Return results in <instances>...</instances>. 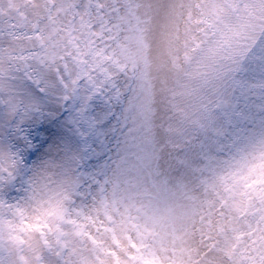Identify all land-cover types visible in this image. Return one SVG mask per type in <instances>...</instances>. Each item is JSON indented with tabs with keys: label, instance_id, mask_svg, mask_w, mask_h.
Here are the masks:
<instances>
[{
	"label": "rangeland",
	"instance_id": "obj_1",
	"mask_svg": "<svg viewBox=\"0 0 264 264\" xmlns=\"http://www.w3.org/2000/svg\"><path fill=\"white\" fill-rule=\"evenodd\" d=\"M87 2L0 0V264H62L61 255L74 264H98L99 260L111 264L107 252L119 251L112 233L104 231L109 222L102 209L99 216L93 214L88 220L73 214V223L49 217L43 230H37L42 218L36 215L31 199L33 190L39 194L44 184L51 193L60 189L61 182L72 175L70 171L68 177L64 175L72 165L63 149L74 153L85 148V142L75 131L72 105L57 107V101L40 97L45 115L32 119L35 90L26 74L36 41L29 37L35 19L47 15L45 3H63L70 8ZM99 2L111 4L114 0ZM120 3L130 6L125 15L131 13L133 24L136 17L145 18L147 11L138 5H153L148 63L145 67L141 60L139 72L147 81L161 149L158 179L166 182L165 195L180 217L178 227L183 229L182 238L169 242L161 255L174 257L176 264H258L264 251L260 240L264 236V169L240 174L234 165L241 156L264 146V50L257 48L242 62L236 60L241 50L259 37L264 24V14L256 7L260 0ZM156 6L164 7L157 11ZM71 20V11L61 13L59 20L53 14L43 27ZM220 21L236 29L230 50L214 62L195 59L193 38L203 46V41L214 38L212 26ZM132 76L129 66L126 74L116 77L124 93L119 100L106 88L93 105L101 127L98 139L87 141L93 152L85 158L82 171H97L109 155L115 159L119 133L113 135L112 129L127 106L129 86L137 88ZM105 98L111 103L103 101ZM47 109L52 110L50 114ZM44 129H53L58 135L50 139ZM29 131L35 144L30 151ZM45 141L49 143L32 157L31 151ZM49 160L63 167L51 168L45 163ZM73 200L75 213L82 201L78 197ZM253 201L256 210H250ZM193 213L199 214L193 217ZM193 219L195 227L191 226Z\"/></svg>",
	"mask_w": 264,
	"mask_h": 264
},
{
	"label": "snow or ice",
	"instance_id": "obj_2",
	"mask_svg": "<svg viewBox=\"0 0 264 264\" xmlns=\"http://www.w3.org/2000/svg\"><path fill=\"white\" fill-rule=\"evenodd\" d=\"M129 7L122 5L120 0H114L111 4L88 0L86 4H73L70 8L63 3H45L47 15L35 19L33 35L29 37L36 41L31 51L34 59L26 74L30 86L35 90L32 119L45 115L46 108L40 97L57 101V107L60 104L72 105L75 131L85 142V148L74 153L63 149L72 165L64 175L68 177L69 171L72 175L61 182L59 190L51 193L47 191V184L40 188L39 194L33 190L31 199L36 205L35 213L42 218L36 227L43 230L42 224L49 217L53 221L66 219L73 223L72 215L75 214L77 219L83 217L88 220L93 214L99 216L102 209L104 219L109 222L104 231L112 233L111 239L119 249L107 252L112 258L111 264H157V259L159 264H176L174 257L161 253L166 251L169 242L174 243L182 238L183 229L178 227L180 217L165 195L166 182L158 179L161 175V149L147 94V81L144 74L139 72L141 60L145 67L148 63L147 53L151 47L148 33L151 31L153 5H138L147 11L145 18L136 17L135 24L130 12L125 15ZM156 7L159 11L164 6ZM256 7L264 14V0H260ZM68 11L72 13L70 22H53L46 29L43 27V22L52 20L53 14L59 20L60 14H67ZM212 31L214 38L203 41V46L195 43L193 38L195 59L214 62L230 50L236 29L220 21L212 26ZM257 48L264 50V24L260 25L259 37L246 45L236 60L242 62L253 55ZM129 66L133 69L131 79L137 83V88L129 86V95L125 97L127 106L122 108L117 125L112 129L113 135L119 133L115 159L109 155L107 162L97 171H82L85 158L93 152L87 146V141L93 137L98 139L97 133L101 127L100 116L95 114L93 105L106 88L111 89L117 100L124 95L116 77L126 74ZM103 101L111 103L110 98ZM47 111L50 114L52 110ZM111 118L114 119L115 115ZM44 130L50 139L58 135L53 129ZM27 138L30 151L35 146L30 131ZM48 143L45 141L40 148L31 151V156L34 157ZM45 163L51 168L63 167L56 160ZM234 168L240 174L264 169V146L250 155L241 156ZM149 181L151 187L148 186ZM73 197L82 201L75 213L71 208L75 203ZM198 214L193 213V217ZM191 226L195 227L194 219ZM260 240L264 245V236ZM125 242L127 248L124 247ZM60 259L62 264H74L71 258L65 260L63 255ZM98 264L106 262L99 260ZM258 264H264V251L260 253Z\"/></svg>",
	"mask_w": 264,
	"mask_h": 264
},
{
	"label": "trees",
	"instance_id": "obj_3",
	"mask_svg": "<svg viewBox=\"0 0 264 264\" xmlns=\"http://www.w3.org/2000/svg\"><path fill=\"white\" fill-rule=\"evenodd\" d=\"M257 207H258V205H257L254 201L250 203V210H256ZM249 247H250V246H249ZM249 247H248V248H249Z\"/></svg>",
	"mask_w": 264,
	"mask_h": 264
}]
</instances>
